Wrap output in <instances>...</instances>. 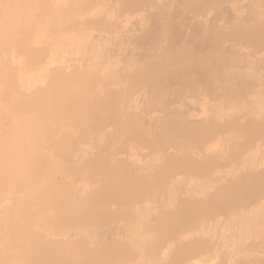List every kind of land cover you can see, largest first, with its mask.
Listing matches in <instances>:
<instances>
[{
    "label": "rangeland",
    "instance_id": "obj_1",
    "mask_svg": "<svg viewBox=\"0 0 264 264\" xmlns=\"http://www.w3.org/2000/svg\"><path fill=\"white\" fill-rule=\"evenodd\" d=\"M218 1L0 0V144L42 117L58 143L40 148L34 170L15 158L0 168L2 264H84L77 248L102 252L89 264L264 261V37L228 36L241 25L264 31V0ZM57 78L79 87L87 78L98 108H78V122H62L65 111L45 115ZM51 182L67 198L44 195L33 209L32 188L43 193ZM19 200L34 222L11 216ZM33 232L66 244L64 259L36 262Z\"/></svg>",
    "mask_w": 264,
    "mask_h": 264
},
{
    "label": "bare ground",
    "instance_id": "obj_2",
    "mask_svg": "<svg viewBox=\"0 0 264 264\" xmlns=\"http://www.w3.org/2000/svg\"><path fill=\"white\" fill-rule=\"evenodd\" d=\"M220 1V3H222V2H224V0H219ZM218 1V2H219ZM41 2V1H40ZM185 4V3H184ZM219 4V3H218ZM5 5V4H4ZM3 6V5H2ZM188 6V5H187ZM192 6V5H191ZM223 6V5H222ZM226 7V6H225ZM34 8V7H33ZM47 8V7H46ZM186 9H188V8H186ZM71 10H72V8H71ZM48 12V11H47ZM215 15V14H214ZM5 17V16H4ZM228 17V16H227ZM213 20H215L214 18H213ZM227 20V19H226ZM85 21V20H84ZM228 21V20H227ZM71 22V21H70ZM91 22V21H90ZM224 22V21H223ZM240 23V22H239ZM159 24V23H158ZM220 24V23H219ZM75 24H73V22L72 23H69V25L68 26H74ZM241 25V24H240ZM247 25V24H246ZM67 26V25H66ZM239 26V25H238ZM248 26V25H247ZM219 29V28H218ZM177 30V29H176ZM176 30H175V32H176ZM172 32H174V31H171V33ZM170 33V32H169ZM178 33V32H177ZM176 33V34H177ZM221 33H223V31L221 32ZM174 34V33H173ZM175 34V35H176ZM196 35V34H195ZM184 36V35H183ZM228 36H230L231 38H243V39H245V40H254L255 42H258L259 40H258V38L260 37V38H262V37H264V31L263 30H261V29H257V30H249L248 28H246V27H244V26H239L238 27V29L236 30V29H234V31H232V32H230V33H228ZM12 38V37H11ZM166 38V37H165ZM169 39V38H168ZM176 39H178V38H176ZM183 39V38H182ZM182 39H181V41H182ZM156 40H158V39H156ZM162 39H161V36H160V38H159V40H158V42L156 41V43L159 45V43H161L162 41H161ZM174 40V39H173ZM188 41V40H187ZM190 41V40H189ZM188 41V42H189ZM166 42V41H165ZM217 42V41H216ZM138 43H140V41L138 42ZM142 43V42H141ZM148 43V42H147ZM146 42H145V44H147ZM150 43H152V42H150ZM155 43V42H154ZM153 43V44H154ZM190 43V42H189ZM174 44V43H173ZM194 44V43H193ZM215 44H217V43H215ZM221 44V43H220ZM148 46H147V48H151L152 47V45L151 44H147ZM175 45V44H174ZM139 46H140V44H139ZM169 45H167V47H168ZM211 46V45H210ZM146 47V46H145ZM191 46H189V48H190ZM146 48V49H147ZM207 48V47H206ZM209 48V47H208ZM214 48H215V46H214ZM188 49V48H187ZM202 49V48H201ZM218 49V48H217ZM225 50V49H224ZM40 51V50H39ZM195 51V50H194ZM218 51V50H217ZM220 51V50H219ZM222 52V51H221ZM37 53V52H36ZM228 53H230V52H228ZM146 54V53H145ZM209 54V53H208ZM211 54V53H210ZM36 55V54H35ZM141 55V54H140ZM139 55V56H140ZM193 56V55H192ZM232 56V55H231ZM236 56V55H235ZM169 57V56H168ZM195 57V56H194ZM199 57H201V56H199ZM198 57V58H199ZM170 58V57H169ZM196 58V57H195ZM197 58V59H198ZM232 58V57H231ZM198 60H201V59H198ZM165 61H166V58H165ZM164 61V62H165ZM159 63V62H158ZM163 63V62H162ZM204 63V62H203ZM160 64V63H159ZM150 66H151V64H150ZM154 66V65H153ZM156 66V65H155ZM194 66V65H193ZM208 66V65H207ZM206 66V67H207ZM145 67V66H144ZM160 67V66H159ZM198 67V66H197ZM135 68V67H134ZM152 68V67H151ZM182 68V67H181ZM201 68H204V67H201ZM63 69V68H62ZM145 69V68H144ZM139 70V69H138ZM143 70V69H142ZM149 70H150V68H149ZM155 70V69H154ZM199 70V69H198ZM207 70V69H206ZM144 71V70H143ZM181 71H183V70H181ZM180 71V72H181ZM185 71V70H184ZM183 71V72H184ZM16 72V71H15ZM113 72V71H112ZM138 72V71H137ZM141 72V71H140ZM151 72V71H150ZM155 72V71H154ZM173 72H174V70H173ZM19 73V72H18ZM134 73V72H133ZM142 73V72H141ZM67 74V73H66ZM135 74V73H134ZM151 74V73H150ZM174 74V73H173ZM182 74V73H181ZM194 74V73H193ZM203 74H204V72H203ZM202 74V75H203ZM205 74H206V72H205ZM217 74V73H216ZM148 75V74H147ZM186 75V74H185ZM190 75V74H189ZM88 76H89V74H88ZM140 76V75H139ZM175 76V75H174ZM181 76V75H180ZM179 76V77H180ZM188 76V75H187ZM193 76V75H192ZM204 76V75H203ZM18 77V76H17ZM138 77V76H137ZM142 77V76H141ZM166 77V76H165ZM60 78V77H59ZM59 78H57V80H56V82H57V84H54L53 85V89L52 90H54V89H58V87H59V91H56V92H54L56 95V98H57V100H56V102L54 103V100H52V103H54L53 105H52V103H49V105H47L46 106V109H44L45 110V112H44V114L45 113H47V114H51L52 112H53V109H54V112L55 111H58V112H60V111H65V113L61 116V118H62V122H67V120L69 121V122H78L79 121V118H78V114L76 113V111L78 110V108H83L84 107V104H86L87 102H91V106L92 107H95V108H98L97 107V105L100 103V101H101V99H99V94H100V92L98 91V90H94V92L92 91L93 89L91 88V86H89L88 84L86 85V83H87V78H85L83 81H84V83H85V87H79V86H76L74 83H72V81H68V80H63V78H61V79H59ZM151 78V77H150ZM154 78V77H153ZM181 78V77H180ZM183 78V77H182ZM197 78V77H196ZM207 78V77H206ZM209 78H210V76H209ZM59 79V80H58ZM116 79V78H115ZM149 79V78H148ZM152 79V78H151ZM201 79V78H200ZM203 79V78H202ZM222 79V78H221ZM171 80V79H170ZM178 80H180V79H178ZM203 80H205V79H203ZM208 80V79H207ZM168 81V80H167ZM199 81V80H198ZM110 82V81H109ZM112 82V81H111ZM152 82H154V81H152ZM164 82V81H163ZM195 82H196V79H195ZM200 82L202 83V81L200 80ZM205 82V81H204ZM203 82V83H204ZM208 82V81H207ZM219 82V81H218ZM221 82V81H220ZM224 82V81H223ZM142 83H143V81H142ZM206 83V82H205ZM216 83V82H215ZM150 84H151V82H150ZM172 84V83H171ZM176 84V83H175ZM208 84H209V82H208ZM56 85H58V87L56 86ZM180 85V84H179ZM184 85V84H183ZM157 87H158V85H156ZM167 86V85H166ZM204 86V85H203ZM218 86V85H217ZM221 86V85H220ZM189 87H190V85H189ZM205 87V86H204ZM203 87V88H204ZM210 87V86H209ZM163 88V87H162ZM185 88V87H184ZM191 88V87H190ZM207 89H208V87H206ZM50 89V88H49ZM161 89V88H160ZM177 89V88H176ZM198 89V88H197ZM216 89V88H215ZM219 89V88H218ZM164 90H165V87H164ZM179 90V89H178ZM177 90V91H178ZM199 90V89H198ZM217 90V89H216ZM51 91V90H50ZM55 91V90H54ZM161 91H162V89H161ZM173 91V90H172ZM202 91V90H201ZM215 91V90H214ZM104 92V91H103ZM151 92V91H150ZM149 92V93H150ZM153 92H155L154 90H153ZM186 92V91H185ZM157 93V92H156ZM162 93V92H161ZM178 93V92H177ZM108 96V95H107ZM184 97V96H183ZM27 98V97H26ZM15 100V99H14ZM23 100H24V98H23ZM34 100V99H33ZM64 100H66V102H64ZM107 100V99H106ZM30 101V100H29ZM28 101V102H29ZM114 102H116L115 100H113ZM27 102V101H26ZM25 102V103H26ZM183 102V101H182ZM119 103V102H118ZM168 103V102H167ZM33 105V102H31L29 105ZM51 104V105H50ZM104 104V103H103ZM102 104V105H103ZM110 104V103H109ZM109 104H108V106H109ZM27 105V104H26ZM35 105V104H34ZM90 106V105H89ZM13 107V106H12ZM18 107V106H17ZM20 107V106H19ZM111 107V106H110ZM114 109V108H113ZM84 110V109H83ZM115 110V109H114ZM96 111V110H95ZM17 113H18V116L19 117H21L22 116V114L23 113H21V111H18L17 110ZM29 113V112H28ZM84 113V112H83ZM88 113V112H87ZM94 113V112H93ZM121 113V112H120ZM173 113V112H172ZM107 114V113H106ZM116 114V113H115ZM27 115V114H26ZM46 115V114H45ZM94 115V114H93ZM171 115V114H170ZM173 115V114H172ZM114 116V115H113ZM75 117H76V119H75ZM117 117V116H116ZM120 117V116H119ZM89 118V117H88ZM114 118V117H113ZM166 118V117H165ZM170 118V117H169ZM172 118V117H171ZM174 118V117H173ZM182 118V117H181ZM185 118V117H184ZM213 118V117H212ZM109 119V118H108ZM112 119V118H111ZM180 119V118H179ZM35 120H37V124L36 125H33V126H30V127H24V136H22V137H17L16 138V134L14 135L13 134V137H15V139H12V141H10V142H8V143H6L5 145H3L2 143L0 144V168H2V167H4V168H7L8 167V163H12V161H13V158H15V159H23V161L25 162V165H26V167H25V169L27 170V171H30V170H34L36 167H39V163H40V161L42 160V154H41V152H40V148L43 146V145H45V146H48V145H50V144H52V143H56V144H58L57 143V141H55L54 139H52V137L53 136H51L50 134V131L48 130V129H46L45 127H44V125H42L41 124V122H43V120H44V117H42V118H39V119H35ZM45 120H46V118H45ZM118 120V119H117ZM137 120V119H136ZM52 121V120H51ZM166 121V120H165ZM86 122V121H85ZM85 122H84V124H85ZM119 122V121H118ZM117 122V123H118ZM121 122V121H120ZM170 122V121H169ZM208 122V121H207ZM239 122V121H238ZM135 123V122H134ZM166 123V122H165ZM191 123V122H190ZM205 123V122H204ZM215 123V122H214ZM213 123V124H214ZM228 123V122H227ZM40 124V125H39ZM110 124V123H109ZM224 124V123H223ZM228 124H230V123H228ZM94 125V124H93ZM111 125V124H110ZM136 125V124H135ZM168 125V124H167ZM180 125V124H179ZM246 125H248V124H246ZM22 126V125H21ZM181 126V125H180ZM202 126V125H201ZM218 126V125H217ZM216 126V127H217ZM220 126V125H219ZM224 126V125H223ZM62 127V126H61ZM84 127V126H83ZM144 127V126H143ZM150 127V126H149ZM162 127V126H161ZM200 127V126H199ZM205 127V126H204ZM225 127V126H224ZM245 127V126H244ZM135 128V127H134ZM156 128V127H155ZM155 128H153V129H155ZM166 128V127H165ZM169 128V127H168ZM193 128H195V127H193ZM23 129V128H22ZM45 129H46V131H45ZM80 129H82V128H80ZM87 129V128H86ZM220 129V128H219ZM246 129H248L247 127H246ZM138 130H139V128H138ZM202 130H204V128L202 129ZM18 131V130H17ZM183 131V130H182ZM199 131V130H198ZM217 131H218V129H217ZM221 131V130H220ZM253 131V130H252ZM22 132V133H23ZM64 132V131H63ZM68 132V131H67ZM83 132V131H82ZM160 132V131H159ZM163 132V131H162ZM172 132V131H171ZM202 132V131H201ZM201 132H200V134H201ZM219 132V131H218ZM62 133V132H61ZM140 133H142V132H140ZM216 133V132H215ZM10 134V133H9ZM144 134V133H143ZM211 134V133H210ZM142 135V134H141ZM163 135V134H162ZM212 135H215V134H212ZM208 136V135H207ZM67 137V136H66ZM205 137V136H204ZM80 138V137H79ZM144 138V137H143ZM76 140V139H75ZM142 140V139H141ZM62 141V140H61ZM68 141H70V140H68ZM75 143V142H74ZM79 143V142H78ZM76 144V143H75ZM73 145V144H72ZM79 145V144H78ZM44 146V147H45ZM149 146H150V144H149ZM43 147V148H44ZM53 147V146H52ZM71 147V146H70ZM157 147V146H156ZM157 148H159V147H157ZM59 149V148H58ZM75 149H77V148H75ZM28 152H30L31 153V155H29L30 157L32 156V158H30L28 155H27V153ZM48 156V155H47ZM49 157V156H48ZM107 157V156H106ZM58 158V157H57ZM75 158V157H74ZM98 158V157H97ZM93 159V158H92ZM107 159H109V158H107ZM212 159V158H211ZM214 159V158H213ZM63 160V159H62ZM72 160V159H71ZM75 160V159H74ZM191 160V159H190ZM49 161V160H48ZM65 161V160H64ZM102 161H103V159H102ZM101 161V162H102ZM192 161H194V160H192ZM209 161V160H208ZM218 161V160H217ZM221 161H223V160H221ZM70 162V161H69ZM186 161H184V163H185ZM228 162H229V160H228ZM227 162V163H228ZM193 163V162H192ZM208 163V162H207ZM225 163V162H224ZM107 164V163H106ZM173 164V163H172ZM171 164V165H172ZM186 164V163H185ZM81 165V164H80ZM177 165V164H176ZM180 165V164H179ZM182 165V164H181ZM112 166V165H111ZM121 166V165H120ZM119 166V167H120ZM164 166V165H163ZM225 166H226V163H225ZM113 167V166H112ZM121 167H124V166H121ZM120 167V168H121ZM90 168V167H89ZM97 168V167H96ZM190 168V167H189ZM262 168V167H261ZM49 169V170H48ZM58 169H59V167L58 166H54L53 168H45L44 170H41V173H42V175H53L54 173H56L57 171H58ZM92 169V168H91ZM100 169V168H99ZM118 169V168H117ZM264 169V168H263ZM103 170V169H102ZM114 170V168L112 169V171ZM163 170V169H162ZM262 170V169H261ZM169 171H171V170H169ZM263 171V170H262ZM115 172V171H114ZM143 172V171H142ZM151 172V171H150ZM118 173V172H117ZM124 173V172H123ZM152 173V172H151ZM222 173V172H221ZM244 173V172H243ZM94 174V173H93ZM136 174V173H135ZM127 175V174H126ZM130 175V174H129ZM220 175V174H219ZM218 175V176H219ZM96 176V175H95ZM120 176V175H119ZM243 176V175H242ZM245 176V175H244ZM52 177V176H51ZM109 177V176H108ZM130 177V176H129ZM153 177V176H152ZM157 177V176H156ZM163 177V176H162ZM12 178V177H11ZM113 178L114 179H116V180H119L120 178L118 177V175L115 173L114 175H113ZM136 178V177H135ZM166 178V177H165ZM13 179V178H12ZM129 179V178H128ZM162 179V178H161ZM264 179V178H263ZM165 180V179H164ZM237 180V179H236ZM250 180V179H249ZM30 181V180H29ZM19 182H22L20 179H19ZM246 182V181H245ZM117 183V182H116ZM238 183V182H237ZM100 184V183H99ZM108 184V183H107ZM121 184V183H120ZM125 184V183H124ZM149 184V183H148ZM227 184V183H226ZM240 184V183H239ZM264 184V183H263ZM234 185V184H233ZM232 185V186H233ZM246 185H247V183H246ZM245 185V186H246ZM262 185V183L260 184V187H262L261 186ZM15 186V185H14ZM108 186V185H107ZM110 186V185H109ZM117 186V185H116ZM116 186H115V188H116ZM120 186H122V185H120ZM119 186V187H120ZM123 186H125V185H123ZM223 186H225V185H223ZM230 186V185H229ZM235 186V185H234ZM103 187H104V185H103ZM112 187L113 186H110V187H108L107 189H109V190H111L112 189ZM135 187H136V185H135ZM151 187V186H150ZM250 187H251V185H250ZM12 188V187H11ZM60 187H59V185L57 184V183H55V182H51V185H49L47 188H45L44 189V192L43 193H39V191L37 192V189L35 188V187H33L32 188V194H33V202L31 203L30 201V203L32 204V208L34 209V208H36V205H35V203L36 204H39L40 202L39 201H41V199L43 198V196L44 195H46V196H51L52 198H55L56 200H64V199H66L67 198V195H68V192L67 193H65L64 195L63 194H61V192H59V189ZM101 188V187H100ZM148 188V187H147ZM158 188V187H157ZM229 188V187H228ZM227 188V189H228ZM263 188V187H262ZM13 189V188H12ZM96 189V188H95ZM102 189V188H101ZM144 189V188H143ZM226 189V190H227ZM232 189V188H231ZM240 189H242V188H240ZM245 189V188H244ZM253 189V188H252ZM258 189V188H257ZM102 190H104V189H102ZM113 190H115V189H113ZM135 190V189H134ZM229 190V189H228ZM233 190V189H232ZM91 191V190H90ZM148 191V190H147ZM218 191V190H217ZM222 191V190H221ZM259 191V190H258ZM11 192V191H10ZM93 192V191H92ZM137 192H138V190H137ZM228 192V191H227ZM232 192V191H231ZM242 192V191H241ZM75 193V192H74ZM88 193V192H87ZM136 193V192H135ZM134 193V194H135ZM143 193V192H142ZM237 193V192H236ZM14 194V193H13ZM43 194V195H42ZM90 194H91V192H90ZM146 194V193H145ZM85 195V194H84ZM94 195V194H93ZM138 195H140V194H138ZM224 195V194H223ZM222 195V196H223ZM18 196V195H17ZM255 196H256V194H255ZM254 196V197H255ZM83 197V196H82ZM81 197V198H82ZM120 197V196H119ZM146 197V196H145ZM218 197V196H217ZM85 198V197H84ZM83 198V199H84ZM121 198V197H120ZM228 198H229V196H228ZM21 200H22V198H20ZM192 199V198H191ZM205 199V198H204ZM208 199V198H207ZM220 199V198H219ZM21 200H19V202H17V206L18 207H16V208H12V210L10 211V214H11V216L12 217H14V219L16 220V222L18 223V224H22V225H26V224H30L31 222H34V220L32 219V217H31V221H27V219L29 218H24L23 217V214H22V212H24V207L21 205L22 203V201ZM26 200H28V199H26ZM95 200V199H94ZM23 201H24V198H23ZM118 201H119V199H118ZM133 201V200H132ZM131 201V202H132ZM201 201V200H200ZM203 201H205V200H203ZM216 201V200H215ZM95 202V201H94ZM218 202V201H217ZM220 202V201H219ZM224 202H225V200H224ZM236 202V201H235ZM202 203V202H201ZM210 203V202H209ZM213 203V202H212ZM211 203V204H212ZM233 203H234V201H233ZM80 204H81V202H80ZM178 205H179V203H177ZM198 204V203H197ZM229 204V203H228ZM231 204V203H230ZM93 205V204H92ZM91 205V206H92ZM194 205V204H193ZM207 205V204H206ZM188 206V205H187ZM198 206V205H197ZM235 206V205H234ZM11 208V207H10ZM26 208V207H25ZM31 208V206L28 208V211H29V213H30V210L32 209ZM95 208V207H94ZM205 208H206V206H205ZM23 209V210H22ZM78 209V207H75L74 206V208H72V211H73V213H75L74 215L75 216H79L80 215V210H77ZM83 209V208H82ZM184 209V208H183ZM182 209V210H183ZM212 209H213V207H212ZM5 210H7V209H5ZM9 210V209H8ZM98 210V209H97ZM106 210V209H105ZM91 211V210H90ZM94 211H95V209H94ZM101 212V211H100ZM113 212V211H112ZM117 212V211H116ZM159 212V211H158ZM204 212H206V210L204 211ZM41 213V212H40ZM102 213V212H101ZM111 213V212H110ZM177 213V212H176ZM182 213H183V211H182ZM9 214V215H10ZM90 214H92V213H90ZM116 214V213H115ZM155 214V213H154ZM188 214V213H187ZM208 214V213H207ZM38 215V214H37ZM41 215V214H40ZM155 215H157V214H155ZM190 215H191V213H190ZM189 215V216H190ZM210 215V214H209ZM92 216V215H91ZM111 216V215H110ZM1 217V216H0ZM152 217V216H151ZM191 217V216H190ZM88 218V217H87ZM194 218V217H193ZM71 219H73V218H71ZM78 219V218H77ZM81 219V218H80ZM154 220V219H153ZM179 220V219H178ZM83 221H85V220H83ZM70 222V221H69ZM183 222V221H182ZM190 222V221H189ZM170 223V222H169ZM160 224V223H159ZM33 225V224H32ZM165 225V224H164ZM179 225V224H178ZM33 226H35V225H33ZM174 226V225H173ZM163 227V226H162ZM181 227V226H180ZM7 228V227H6ZM35 228V227H34ZM178 228V227H177ZM36 229V228H35ZM35 229H32V230H35ZM173 229H175V228H173ZM40 230V229H39ZM12 232L13 234H14V230L13 229H9V232ZM9 232H7V233H9ZM36 232V231H35ZM35 232H33V236H32V238H31V240H29V244L30 243H32L34 246H35V248H36V250H35V256H34V259H35V261L36 262H42V263H45V262H50L51 260H56V261H62L63 259H64V257H63V255H64V252L66 251V250H68L67 248H66V244L64 245L63 243V246H58V244L57 245H55V244H45V243H42V241L40 240V237L35 233ZM161 232V231H160ZM45 233V232H44ZM133 233V232H132ZM128 234V233H127ZM174 234V233H173ZM19 236V235H18ZM132 236H133V234H132ZM51 237V236H50ZM78 238H80V237H78ZM131 238H133V237H131ZM160 238V237H159ZM48 239V238H47ZM51 239V238H50ZM55 239H56V237H55ZM114 239V238H113ZM26 240V239H25ZM54 240V238L52 239V241ZM109 240V239H108ZM163 240V239H162ZM161 240V241H162ZM56 241V240H55ZM73 241V240H72ZM81 241V240H80ZM110 241V240H109ZM112 241V240H111ZM115 241V240H114ZM93 242H95V241H93ZM186 242V241H185ZM202 242V241H201ZM66 243V242H65ZM70 243V242H69ZM73 243V242H72ZM80 243V242H79ZM112 243H115V242H112ZM127 243V242H126ZM190 243H191V241H190ZM27 244V243H26ZM81 244V243H80ZM96 244V243H95ZM111 244V243H110ZM109 244V245H110ZM128 244V243H127ZM198 244V243H197ZM209 244V243H208ZM117 245V244H116ZM178 245V244H177ZM254 246V245H253ZM105 247V246H104ZM107 247V246H106ZM124 247V246H123ZM127 246H125V248H126ZM179 247H180V245H179ZM191 247V246H190ZM201 247V246H200ZM31 248V247H30ZM111 248H114V247H112V245H110V246H108L106 249H111ZM122 248V247H121ZM120 248V249H121ZM176 248V247H175ZM202 248V247H201ZM103 249V248H102ZM116 250V249H115ZM125 250V249H124ZM31 251H33V250H31ZM137 251V250H136ZM69 252V251H68ZM74 252H75V260L76 261H78V262H80V263H84V264H89V263H92V262H94V260H95V258L97 259V258H99V257H103L104 255H100V254H102V252L100 251V250H98V251H96V250H93L92 252L90 251V250H85V249H83V248H77V249H75L74 250ZM109 252V251H108ZM111 252V251H110ZM114 252V251H113ZM116 252H117V250H116ZM182 252H184V251H182ZM188 252V251H187ZM47 253H49L48 255H47ZM106 253V252H105ZM185 253V252H184ZM183 253V254H184ZM191 253V252H190ZM189 253V254H190ZM6 255V254H5ZM4 255V256H5ZM45 255H47L46 257H44ZM115 255V254H114ZM116 255H118L117 253H116ZM3 256V257H4ZM110 256H111V254H110ZM181 256V255H180ZM180 256H179V258H180ZM178 258V259H179ZM187 258H189V257H187ZM106 259V258H105ZM186 259V258H185ZM258 260V259H257ZM260 260V259H259ZM3 261V260H2ZM167 261V260H166ZM184 261V260H183ZM168 262V261H167ZM180 262V261H179ZM261 263L260 264H263L264 263V261H260ZM8 263H9V261H8ZM29 263V262H28ZM170 263H171V261H170ZM223 263V262H222ZM0 264H2V262H0ZM98 264V263H97ZM164 264V263H163Z\"/></svg>",
    "mask_w": 264,
    "mask_h": 264
}]
</instances>
